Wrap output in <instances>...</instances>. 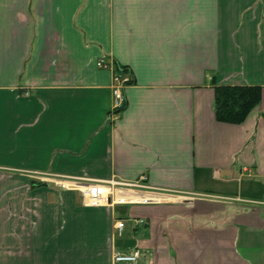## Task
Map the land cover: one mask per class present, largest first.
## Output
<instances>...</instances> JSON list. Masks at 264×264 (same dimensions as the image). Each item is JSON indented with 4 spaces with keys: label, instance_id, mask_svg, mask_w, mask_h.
<instances>
[{
    "label": "crops",
    "instance_id": "0c3cea01",
    "mask_svg": "<svg viewBox=\"0 0 264 264\" xmlns=\"http://www.w3.org/2000/svg\"><path fill=\"white\" fill-rule=\"evenodd\" d=\"M102 58L131 77L117 120ZM219 85L262 100L219 121ZM143 176L110 207L58 184ZM116 247L264 264V0H0V264H114Z\"/></svg>",
    "mask_w": 264,
    "mask_h": 264
},
{
    "label": "built area",
    "instance_id": "2783aa9c",
    "mask_svg": "<svg viewBox=\"0 0 264 264\" xmlns=\"http://www.w3.org/2000/svg\"><path fill=\"white\" fill-rule=\"evenodd\" d=\"M101 68H113V103L110 109V117L114 120L120 118L121 112L126 104V98L124 94V88L131 83V77L125 74V70L122 67L114 68L112 63H109L105 58L100 59L97 62ZM58 184L63 188H70L78 190L85 205L88 206H114L115 204H130L131 201L125 195L126 191L148 189L145 183L146 176H143L140 181L127 182L118 179H112L109 181H87L83 182L77 178H64L61 179ZM144 219L136 220V225L143 224ZM125 227V221L117 219L115 222V229L118 235L122 234ZM142 255L139 247L131 250H124L116 247L114 249L113 261L114 264H137Z\"/></svg>",
    "mask_w": 264,
    "mask_h": 264
},
{
    "label": "trees",
    "instance_id": "16d2710c",
    "mask_svg": "<svg viewBox=\"0 0 264 264\" xmlns=\"http://www.w3.org/2000/svg\"><path fill=\"white\" fill-rule=\"evenodd\" d=\"M261 100L262 87L259 85L216 86V117L222 122L241 123Z\"/></svg>",
    "mask_w": 264,
    "mask_h": 264
},
{
    "label": "rangeland",
    "instance_id": "374dc122",
    "mask_svg": "<svg viewBox=\"0 0 264 264\" xmlns=\"http://www.w3.org/2000/svg\"><path fill=\"white\" fill-rule=\"evenodd\" d=\"M32 174H35V175H39V177L41 178L42 177V173L41 172H39V171H36V172H31ZM30 173V174H31ZM58 181H62L61 179H63L62 177H58ZM119 180V179H118ZM61 187H62V185H61Z\"/></svg>",
    "mask_w": 264,
    "mask_h": 264
},
{
    "label": "water",
    "instance_id": "95a60500",
    "mask_svg": "<svg viewBox=\"0 0 264 264\" xmlns=\"http://www.w3.org/2000/svg\"><path fill=\"white\" fill-rule=\"evenodd\" d=\"M182 202H188L189 200L185 199V200H181Z\"/></svg>",
    "mask_w": 264,
    "mask_h": 264
}]
</instances>
